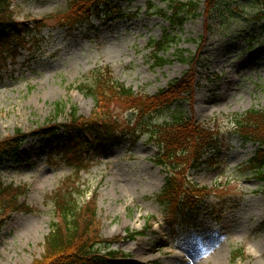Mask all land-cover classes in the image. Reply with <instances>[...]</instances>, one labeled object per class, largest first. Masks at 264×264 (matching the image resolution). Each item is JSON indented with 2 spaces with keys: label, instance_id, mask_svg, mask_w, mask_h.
<instances>
[{
  "label": "rangeland",
  "instance_id": "1",
  "mask_svg": "<svg viewBox=\"0 0 264 264\" xmlns=\"http://www.w3.org/2000/svg\"><path fill=\"white\" fill-rule=\"evenodd\" d=\"M198 1L199 15L181 28L149 14L147 0H119L133 15L94 17L92 23L68 28L56 18L68 11L73 0H12L17 20L32 25L44 19L47 27L36 45L19 50L17 60L0 74V142L19 130L30 134L18 157L0 161V180L27 186L21 201L31 208L13 213L0 231V264H34L42 257L58 220L52 196L71 186L81 192L74 194L80 205L97 196L102 235L119 238L112 248L122 252L120 264H264V186L249 167L258 144H244L229 119L264 108V28L253 22L256 3L220 0L209 17L207 0ZM151 2L167 9L163 0ZM168 34L177 40L169 41L160 53L165 63L158 65L150 44ZM180 50L184 58H197L196 63L182 61ZM103 66L136 93L150 95L192 71L193 110L187 100L172 110L182 109L200 123L221 125L216 164L204 163L190 175L199 184L217 187L222 195V199L209 197L194 224L175 230L166 224V214L155 198L166 173L154 164L158 148L146 136L135 144L125 140L104 148L87 146L86 169L72 179L75 184H65L76 174L75 167L56 149L68 136L51 141L41 128L68 123L73 106L79 115L91 116L95 98L89 91V74ZM57 103L63 110L56 109ZM112 109L121 121L133 118L121 106ZM170 114L160 112L153 122L161 124ZM225 202L228 205L221 212ZM152 217L158 220L154 228L136 239L129 237L143 230ZM241 247L247 257L234 260L233 252Z\"/></svg>",
  "mask_w": 264,
  "mask_h": 264
},
{
  "label": "trees",
  "instance_id": "2",
  "mask_svg": "<svg viewBox=\"0 0 264 264\" xmlns=\"http://www.w3.org/2000/svg\"><path fill=\"white\" fill-rule=\"evenodd\" d=\"M117 1L73 0L68 11L60 17L57 16L56 20L59 19L60 23L63 21L61 25L74 26L92 16L125 17L126 14L120 9ZM163 1L168 4L167 9H161L149 2L148 12L166 19L174 27L181 28L189 18L199 15L201 3L198 0ZM219 1H206L205 13L209 17L218 9ZM247 1L257 4L258 10L253 22L262 24L264 28V0ZM10 6V0H0V71L6 61L16 55L14 42L21 43L23 39L20 24L14 19ZM163 40L152 41L150 44L153 59L158 65L165 63V58L160 56V53L169 47L168 43H175L177 39L168 34ZM183 53L181 51V60L186 62L189 59L184 58ZM193 59L197 58L189 60L192 66L196 63ZM89 77L92 82L89 91L95 98V109L91 116L79 115L78 109L73 106L68 123L61 124L59 128L56 125L46 126L41 128V132L54 140L61 137L60 129L68 134L70 139L61 153L78 171L84 168L81 151L84 146L90 144L87 134L94 135L93 141L98 146L106 143L117 145L123 141V137H128V140L135 144L146 136L147 141L158 148L154 163L166 172L165 184L155 197L166 214V223L175 228L191 222L189 216L199 212L200 205L212 190L193 181L190 171L200 168L206 162L204 157L209 152L218 153L221 135L219 124L207 127L182 109L172 110L174 105L184 100L189 102L190 109L193 108L192 71H188L181 79L171 82L167 88L153 95L136 93L133 88L117 80L109 66L93 70ZM113 105L121 106L132 113V125L131 120L121 121L119 115L114 114ZM56 109L63 110V106L57 103ZM163 111L171 112L169 119L166 118L161 124L153 122L154 117ZM229 119L243 143L258 144L255 156L249 161V167L264 186V108H252L244 113H236ZM28 135L19 130L1 141L0 161L8 157H18L20 146ZM209 161L215 162L212 158ZM72 181V178H69L65 184H75ZM78 191V188L71 186L65 190L59 189L53 194L52 200L57 209L58 220L53 222L52 230L46 239L44 254L34 264H111L108 258L116 256L117 253L110 250L112 240L102 235L96 197L80 205L74 196L80 195L81 192L77 193ZM26 192L27 186L13 183L6 185L0 180V231L13 213L30 211L29 206L21 201ZM144 233L145 231L137 234ZM240 256H245L242 249L233 252L234 259Z\"/></svg>",
  "mask_w": 264,
  "mask_h": 264
}]
</instances>
